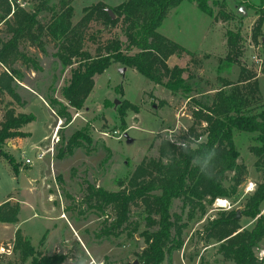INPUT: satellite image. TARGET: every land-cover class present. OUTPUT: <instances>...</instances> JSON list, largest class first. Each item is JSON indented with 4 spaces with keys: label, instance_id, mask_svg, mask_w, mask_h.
<instances>
[{
    "label": "rangeland",
    "instance_id": "374dc122",
    "mask_svg": "<svg viewBox=\"0 0 264 264\" xmlns=\"http://www.w3.org/2000/svg\"><path fill=\"white\" fill-rule=\"evenodd\" d=\"M126 1L72 0L71 5L74 9L72 22L77 24L87 7L98 3L115 7ZM207 1L214 11L212 17L202 13L195 1L185 0L179 7L171 10L163 22L159 33L194 54V57L185 59L175 57L176 59H173L174 62L169 66L185 68L187 63L193 60L199 62L198 67L191 65L197 78L192 82L195 84L192 93L188 95L196 100L212 97L222 88L223 80L237 83L242 69H245L246 76H255L251 84L257 82L260 104L264 107V75L261 72L264 45L261 41L257 45L252 42L253 28L259 18L256 10L261 8V0ZM223 1L227 3L226 9L221 5H215L216 2ZM59 3L60 0H51L50 6L59 8ZM22 4L31 12L38 4V0H23ZM224 10L226 13H232L235 19L224 20L221 15ZM50 16L44 12L40 16L41 22L46 24ZM229 30L240 32L242 35L241 56L239 64L234 65L230 70L226 68L220 71L219 66L227 57L226 34ZM262 34L264 35V26ZM117 38L126 42L121 24L112 28L102 22L93 21L85 32L84 48L96 56L99 48H103L107 42ZM9 39L7 28L1 23L0 49L2 43ZM45 50L42 53L38 48L22 43L21 51L37 61L41 72H35L32 67L23 65L21 61L13 66L19 74L14 83L18 100L8 94L0 93V127L8 110H13L16 115L33 114L36 117L35 122L21 131L29 135L28 137L8 140L3 147L7 155L25 167V159L35 160L38 148H43L46 144L51 145L53 129L60 125L59 120H62L57 131L53 158L48 155L42 161L35 160L32 169V174L36 175L50 173L45 195L52 202L47 206L52 205L56 213L49 217L45 215L41 194L38 196L40 198L35 199L33 195L24 192V198L21 197L22 186L18 183L7 160L1 155L0 203L9 195L22 201L24 207L19 216L18 227L23 234L28 235L35 249L44 255L47 254L40 244L44 236L48 237L50 234L52 241L73 236L66 222L68 220L74 225L89 251L103 257L102 264H139L137 255L145 248L144 240L139 234L129 238L126 231L122 234L116 232L115 236H102L105 228L115 221V211L110 207L100 210L95 206V199H90V196L99 188L109 193L119 192L121 190L119 182L133 173L142 162L159 159L162 141L170 139L179 141L181 137L189 135L190 128L194 125L192 112L195 105L183 94L172 95L167 89L151 83L136 71L121 64H112L102 75L96 76L94 89L83 110L70 109L72 120L69 123L58 117L56 114L58 108L52 115L41 97L48 105L50 99L67 104L63 99L62 91L69 84L72 70L77 64L64 68L56 58L57 44L51 39H45ZM5 71L6 69L0 65V75ZM126 100L137 107L139 113L130 110L124 125L118 114V108ZM204 126V124L197 126V132H203ZM79 131L86 132L92 144L75 149L71 156L60 158V150L66 148L69 139ZM233 133L240 154L238 163L245 165L248 170L244 183L232 199H219L224 202L221 207L217 200L208 207L206 215L198 214L193 219H189L187 211L182 213L180 201L174 202L172 213L181 215L182 222L186 224L183 232L184 245L181 250L167 257L165 264H232L224 261L218 252L219 244L208 240L203 233L204 226L217 218L222 211L240 212L241 226L248 229L254 226L255 221L243 217L242 211L249 197L257 189V184L260 183V175L255 170L257 159L251 152L253 147L259 145L258 134L236 130ZM44 138H46L44 144L40 145L43 147H36V150L32 151V145ZM26 168L24 171L27 170ZM228 176L231 177L232 174ZM33 205L34 212L31 209ZM261 212L264 214V204ZM141 213L140 207L132 208L131 220L139 223L140 233L145 230ZM60 215L65 221L58 218ZM5 235L2 234L0 238L3 241L9 240L1 243L0 264H32V259L22 262L19 254L14 251L15 235L13 238H9L11 232L9 237ZM256 254L259 258L264 257V241Z\"/></svg>",
    "mask_w": 264,
    "mask_h": 264
},
{
    "label": "trees",
    "instance_id": "16d2710c",
    "mask_svg": "<svg viewBox=\"0 0 264 264\" xmlns=\"http://www.w3.org/2000/svg\"><path fill=\"white\" fill-rule=\"evenodd\" d=\"M22 1L0 0V24L4 23L10 35V39L3 42L0 49V65L6 69L0 75L1 94H8L18 100L14 83L19 74L13 68L17 62L21 61L35 72H41L37 61L21 51L22 43H28L44 53L45 39H51L57 44L56 58L64 68L77 64L72 70L69 84L62 91L67 104L56 99L49 100L51 109L58 108V117L69 123L72 120L70 109L83 110L94 89L96 76L102 75L112 64H121L136 71L172 95L183 94L195 105L192 112L194 125L189 135L181 137L179 141H187L189 137L199 139L197 151L185 154L170 140L162 141L159 159L142 162L133 173L119 182V192L109 193L100 188L93 191L90 199H95V206L100 210L110 207L116 215L115 221L105 228L102 236H115L116 232L122 234L125 231L129 238L139 234L145 243V248L137 255L139 264H165L167 257L181 250L184 245L186 224L182 222L181 215L172 213L174 202L180 201L182 213L187 211L189 219H193L198 214L206 215L208 207L215 201L232 199L244 183L248 170L245 165L238 163L240 154L233 133L236 130L258 134L259 145L253 147L251 152L257 159L255 170L260 175V183L242 211L243 217L255 221L254 226L251 229L244 228L236 211H222L204 226L203 233L208 240L219 244L218 252L224 261L232 264H264V257L259 258L256 254L264 241V214H261L264 204V107L260 104L257 82L251 84L255 76H246V70L242 69L237 83L223 80L222 88L212 97L196 100L188 96L195 85L192 82L197 78L191 65L198 67L199 62L193 60L185 68H171L168 65L171 57L185 59L194 57V54L159 33L169 12L185 0H127L115 7L98 3L85 8L77 24L72 22V0H60L59 8L50 6L51 0H38L31 12L23 7ZM188 1H195L202 13L214 16L207 0ZM261 3V8L256 10L259 18L252 34V42L256 45L260 41L264 45V0ZM215 5L227 7L225 1L216 2ZM44 12L51 15L46 24L40 20ZM221 15L226 21L235 19L232 13H226L225 10ZM93 21L112 28L121 24L126 42L120 38L111 40L93 56L84 48L85 32ZM242 41L240 32H227V57L219 66L220 71L226 68L230 70L239 64ZM261 72L264 75V62ZM130 110L139 113V109L127 100L118 108L124 125ZM35 121L33 114L16 115L13 110H8L1 124L0 155L7 160L16 176L19 175L21 164L7 155L3 147L8 140L28 137L21 131ZM203 124V132L198 133L196 127ZM91 144L92 140L86 132H76L67 142L66 148L60 150V158L71 156L75 149ZM213 147L216 157L213 161V176L209 179L191 161L193 156ZM229 174L232 176L229 177ZM135 206L142 209L140 216L145 230L141 233L139 223L131 220L132 208ZM20 213L19 203L5 202L0 206V224H17ZM46 237L41 240V245H44ZM13 249L22 262L32 259V264H63L67 259V256H48L38 252L21 230L15 233Z\"/></svg>",
    "mask_w": 264,
    "mask_h": 264
},
{
    "label": "crops",
    "instance_id": "0c3cea01",
    "mask_svg": "<svg viewBox=\"0 0 264 264\" xmlns=\"http://www.w3.org/2000/svg\"><path fill=\"white\" fill-rule=\"evenodd\" d=\"M173 59H176L175 57H171L168 61V65H170V63L174 62ZM43 103L45 104V106L50 110L51 114L54 115V110L51 109V107L48 105V103L41 97ZM50 127V126H49ZM48 127V128H49ZM55 128L53 129V136H54V131ZM26 133H30V132H26ZM52 136V138H53ZM31 137V134H30ZM46 138H44L43 140L39 141L38 143L36 142V144L32 145V151L36 150V147H43L40 146L41 144H44L43 142H45ZM52 142V140H51ZM50 147V144L45 147H43L44 149ZM43 148H41L42 150H44ZM50 157V156H49ZM36 160V159H35ZM35 160H32L35 163ZM34 165V164H33ZM33 165L32 166H27L29 167L28 169L25 167L20 168L19 171V175L15 177H17L18 183L21 184L22 191H21V197L24 198V192L25 194H30L33 195L35 197V199H37V197L39 196V194L43 195V210L46 212V216H53L56 213L55 208L52 207V205H48V203H52L49 199L48 196L45 195V187H47L48 183V179L50 178V173L48 174H41L38 173L36 174H32V169H33ZM52 165V164H51ZM24 168H26L27 170L24 171ZM49 170H50V163H49ZM54 194V193H53ZM40 198V197H38ZM10 201L11 203H19L21 206V212L23 211V204L22 201L17 200L16 198L12 197V195H9V197H7V199H5L4 202L0 203V206L2 204H4L5 202ZM32 211L34 212L35 210V206H32ZM21 214V213H20ZM36 216V215H34ZM59 219H62L65 221V218H62L61 215L58 217ZM68 223L69 229L72 232L73 236H69L67 238L64 239H60L58 241H52L51 237H46L45 243L43 245V249L44 252H46V254L48 256H54V255H59V256H67L66 261L63 264H73V262L75 261L77 256H85L88 258L89 260V264H102L103 263V257H100L97 255V253H92L89 251V248L87 247V245L85 243H83V241L80 239L74 225L70 222V221H66ZM18 224H0V237L2 234H7L9 237V232H11V237L9 238H13L15 233L19 229ZM22 232V230H21ZM23 234V233H22ZM25 237L28 238V235L23 234ZM6 236V235H5ZM9 239L6 240H2L0 238V242L4 243L5 241H7Z\"/></svg>",
    "mask_w": 264,
    "mask_h": 264
},
{
    "label": "clouds",
    "instance_id": "9594fccd",
    "mask_svg": "<svg viewBox=\"0 0 264 264\" xmlns=\"http://www.w3.org/2000/svg\"><path fill=\"white\" fill-rule=\"evenodd\" d=\"M170 142L175 143L185 154L198 150L200 140L195 137H189L187 141H177L170 139ZM216 157L215 147L205 150L198 155L192 157V164L198 167L201 174L211 179L213 176V161ZM73 264H89V260L85 256H77ZM94 264V262H93Z\"/></svg>",
    "mask_w": 264,
    "mask_h": 264
},
{
    "label": "built area",
    "instance_id": "2783aa9c",
    "mask_svg": "<svg viewBox=\"0 0 264 264\" xmlns=\"http://www.w3.org/2000/svg\"><path fill=\"white\" fill-rule=\"evenodd\" d=\"M61 119L59 120V123H60V125H58L56 128H55V132H54V136H53V138H52V142H51V145H50V147H48V148H46V149H44V150H42L41 148H38L37 149V154H36V157H35V159L37 160V161H42L46 156H50L51 158H53L52 156H53V154H54V146H55V140L57 139L56 137H57V134H58V128L61 126ZM34 164V162L32 161V160H30V159H25V165H28V166H32ZM227 202V201H226ZM228 203V202H227ZM219 207H221V204L219 205ZM224 207H226V206H224Z\"/></svg>",
    "mask_w": 264,
    "mask_h": 264
},
{
    "label": "water",
    "instance_id": "95a60500",
    "mask_svg": "<svg viewBox=\"0 0 264 264\" xmlns=\"http://www.w3.org/2000/svg\"><path fill=\"white\" fill-rule=\"evenodd\" d=\"M109 13H110L112 19H114L115 17H114L113 13L110 10H109ZM123 72H124V69H123ZM240 217H241V213L237 212V218H240Z\"/></svg>",
    "mask_w": 264,
    "mask_h": 264
},
{
    "label": "bare ground",
    "instance_id": "6f19581e",
    "mask_svg": "<svg viewBox=\"0 0 264 264\" xmlns=\"http://www.w3.org/2000/svg\"><path fill=\"white\" fill-rule=\"evenodd\" d=\"M59 129H60V127H59ZM59 129H58V130H59ZM219 203H220V204H223L224 202H223L222 200H219Z\"/></svg>",
    "mask_w": 264,
    "mask_h": 264
},
{
    "label": "snow or ice",
    "instance_id": "6c2138e0",
    "mask_svg": "<svg viewBox=\"0 0 264 264\" xmlns=\"http://www.w3.org/2000/svg\"><path fill=\"white\" fill-rule=\"evenodd\" d=\"M251 187H252V186L250 185L249 188L251 189Z\"/></svg>",
    "mask_w": 264,
    "mask_h": 264
}]
</instances>
